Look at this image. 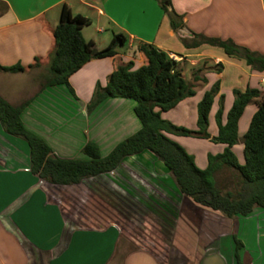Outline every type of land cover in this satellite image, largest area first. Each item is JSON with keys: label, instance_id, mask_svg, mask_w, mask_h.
Masks as SVG:
<instances>
[{"label": "crops", "instance_id": "crops-1", "mask_svg": "<svg viewBox=\"0 0 264 264\" xmlns=\"http://www.w3.org/2000/svg\"><path fill=\"white\" fill-rule=\"evenodd\" d=\"M171 3L183 15L177 31L157 0H0V65L19 63L26 67L22 72L0 70V96L14 106L29 100L20 117L55 155L86 158L82 148L91 140L105 156L140 128L134 113L136 101L108 97L90 112L87 105L95 85L104 86L115 65L130 60L134 68L142 65L145 59L136 47L149 43L175 59L184 78L195 85V94L162 111V118L196 129L197 104L204 92L219 82L208 113V132L215 136L220 95L225 122L234 99L233 89L264 92V70L228 57L217 47H188L182 38L201 33L232 39L237 45L264 54V0ZM64 7L71 15L89 20L80 30L93 47L102 48L113 34L121 33L125 48L118 46L113 54L90 59L70 74L68 85L45 86L48 56L54 46L52 30L60 22ZM218 63L222 65L219 71ZM30 64L34 65L29 68ZM195 71L206 80L193 81ZM256 109L255 103L248 104L238 120L240 141L232 150L240 163L244 162L241 138ZM169 136L192 153L188 136ZM192 138L199 146L195 151L201 155V168L206 167L209 152L217 154L225 147L209 139ZM79 192L84 195L76 204ZM91 202L97 206L150 209L173 230V237L177 232L193 239L195 232H203L208 242L197 264H264V208L228 218L197 205L180 194L168 168L149 150L127 156L116 169L80 183L53 184L30 171L26 141L8 134L0 124V264H166L145 247L129 249L120 256L117 245L122 230L116 221L102 227L80 224L89 217L80 208ZM73 203L75 212L70 210ZM198 222L201 224L197 227ZM234 237L242 243L239 249ZM183 254L193 253L188 249Z\"/></svg>", "mask_w": 264, "mask_h": 264}, {"label": "trees", "instance_id": "trees-1", "mask_svg": "<svg viewBox=\"0 0 264 264\" xmlns=\"http://www.w3.org/2000/svg\"><path fill=\"white\" fill-rule=\"evenodd\" d=\"M157 2L167 15L172 29L177 31L183 24V15L174 10L171 0ZM3 6L6 8V3L3 2ZM88 21L79 14L71 15L66 7L63 8L60 22L52 30L54 46L48 56L45 86L68 85V77L81 65L90 59L113 54L116 47L125 44L124 35L115 33L104 47H93L80 30L81 25ZM191 35L190 39L182 38L188 47L202 44L217 47L228 57L243 59L251 68L264 70V54L237 45L232 39L209 37L201 33ZM136 49L144 56V63L137 68L133 67L131 60L115 65L105 85H95L87 105L90 112L108 97H125L136 101L134 113L140 121V128L118 142L105 156L100 154L98 144L91 140L82 148L86 158L55 155L45 140L29 130L20 117L29 100L14 106L0 96V124L8 134L26 141L30 171L53 184H77L116 169L127 156L149 150L168 168L180 194L197 205L220 212L228 218L246 216L255 208H264V92L254 88L244 91L233 89L234 99L225 122L222 121L223 95H220V105L215 115L218 130L215 136H211L208 132V113L219 90V82L216 81L197 104L196 129L175 125L162 118L161 112L194 95V83L184 78L177 61L164 50L149 43H139ZM217 66L216 70L219 71L222 65L218 63ZM25 69L19 63L0 65V70L7 72H22ZM192 79L206 80L196 71ZM250 103H255L257 109L241 138L244 162L240 163L232 147L240 141L238 120ZM169 134L205 138L222 143L225 147L220 153H208L206 167L199 168L193 156ZM223 170L229 171L232 180L230 187L218 183L217 176ZM234 240L239 249L241 241L235 237Z\"/></svg>", "mask_w": 264, "mask_h": 264}, {"label": "rangeland", "instance_id": "rangeland-1", "mask_svg": "<svg viewBox=\"0 0 264 264\" xmlns=\"http://www.w3.org/2000/svg\"><path fill=\"white\" fill-rule=\"evenodd\" d=\"M119 46L121 49L125 48L124 45ZM192 137L194 136H188V139H190L188 148L192 150V153H189L186 150V147L183 146V148L193 156L195 164L200 166L201 155L195 151V148H198L199 146L194 145L195 142H193V139L196 138ZM205 149L208 150V147H205ZM210 150H213L212 146ZM217 180L220 186L223 185L225 187H230V184L232 183L231 176L227 170H223L222 173L218 174ZM81 194L84 195V193H77L76 204L78 202L77 200L82 196ZM72 205L73 206L70 210L75 212L74 203ZM84 207L85 208L80 209L85 214L87 213L89 217L82 219L80 222L82 225L102 227L103 224H106L108 221L118 222L122 230L117 245L120 256L129 249L145 247L156 253V256L166 264H197L200 252L203 250L202 247L204 245L207 246L208 239L203 237L204 234L200 231L195 232L194 235L192 234L194 236L193 239L186 237L183 233H180V236L176 231L173 237V234H171L173 230L168 229V226L162 224L159 216L149 211L150 209L147 208H114L107 204L97 206L95 202H91L88 206L85 205ZM201 223L198 222L197 227ZM201 227L202 226L200 225V228ZM188 249H190L193 254L184 255L183 253H187Z\"/></svg>", "mask_w": 264, "mask_h": 264}, {"label": "water", "instance_id": "water-1", "mask_svg": "<svg viewBox=\"0 0 264 264\" xmlns=\"http://www.w3.org/2000/svg\"><path fill=\"white\" fill-rule=\"evenodd\" d=\"M181 29H183V26H181Z\"/></svg>", "mask_w": 264, "mask_h": 264}, {"label": "built area", "instance_id": "built-area-1", "mask_svg": "<svg viewBox=\"0 0 264 264\" xmlns=\"http://www.w3.org/2000/svg\"><path fill=\"white\" fill-rule=\"evenodd\" d=\"M263 81H264V78H263Z\"/></svg>", "mask_w": 264, "mask_h": 264}]
</instances>
